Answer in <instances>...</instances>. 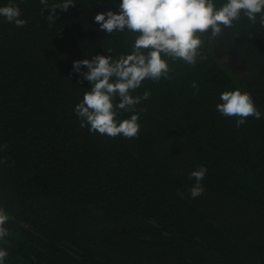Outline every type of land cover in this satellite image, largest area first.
Wrapping results in <instances>:
<instances>
[{
  "label": "trees",
  "instance_id": "trees-1",
  "mask_svg": "<svg viewBox=\"0 0 264 264\" xmlns=\"http://www.w3.org/2000/svg\"><path fill=\"white\" fill-rule=\"evenodd\" d=\"M119 2L72 0L50 23L40 0H0L27 21L0 16L4 264H264V12L234 21L224 44L201 35L194 65L161 53L171 79H146L130 94L149 98L117 113L139 114L138 136L110 137L81 127L75 106L92 85L73 62L133 51L138 33L109 34L94 20ZM235 89L259 119L237 127L217 111ZM201 166L204 192L193 198Z\"/></svg>",
  "mask_w": 264,
  "mask_h": 264
},
{
  "label": "clouds",
  "instance_id": "clouds-1",
  "mask_svg": "<svg viewBox=\"0 0 264 264\" xmlns=\"http://www.w3.org/2000/svg\"><path fill=\"white\" fill-rule=\"evenodd\" d=\"M40 2L45 9L51 10L47 16L50 23L58 19L57 8L67 11L70 5H74L72 0H64L62 4L51 7L47 0ZM262 12L264 0H226L219 8L215 0H120L117 12L109 10L96 14L94 20L101 31L112 34L127 30L138 35L133 51L119 59L97 54L91 60L73 62V70L92 85L91 90L84 93L83 100L75 106L81 127L88 126L89 131L110 137H137L140 131L139 114L117 121V113L119 110L135 113V105L149 98L147 91L142 97L130 94L146 79L154 82L161 78L171 79L169 64L162 59L161 53L194 65L202 43L201 35H209L211 30L209 36L215 37L223 28L231 27L242 15L255 22L257 14ZM0 16L17 27L27 23L20 18V9L15 4L0 7ZM260 23L264 25V15ZM145 49L148 50L146 53L143 51ZM82 66L86 69L83 72ZM192 87L197 88L195 82ZM117 96L119 103L114 105ZM220 101L216 105L217 111L226 117H239L237 127L244 124L249 116L256 119L261 117V111L247 91H224L220 94ZM206 172L203 166L191 172L190 178L196 181L190 189L193 198L203 194L200 182ZM8 219V215L0 209V240L9 234L5 227ZM7 256L8 252L0 249V264H4Z\"/></svg>",
  "mask_w": 264,
  "mask_h": 264
},
{
  "label": "flooded vegetation",
  "instance_id": "flooded-vegetation-1",
  "mask_svg": "<svg viewBox=\"0 0 264 264\" xmlns=\"http://www.w3.org/2000/svg\"><path fill=\"white\" fill-rule=\"evenodd\" d=\"M217 0H215V2H216ZM242 12H243V10H241ZM242 21L243 20H245V21H251V20H249L247 17H244L243 15H242V17L240 18ZM251 22H253V21H251ZM230 29H231V27H225V28H223V30H222V32L220 33V35H222V33H227V34H229V35H232L230 32ZM210 32H211V30H209V35H210ZM205 36H207V45H211V44H214V40H216V41H218L219 43H221V44H224V41L221 39V36H219V35H217V36H215V37H210L209 35H207V34H204ZM211 38L212 39H214V40H211ZM262 54H263V56H264V50L262 51Z\"/></svg>",
  "mask_w": 264,
  "mask_h": 264
}]
</instances>
